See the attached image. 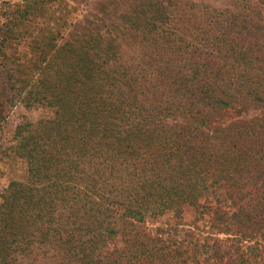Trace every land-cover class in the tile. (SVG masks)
I'll use <instances>...</instances> for the list:
<instances>
[{
  "label": "trees",
  "instance_id": "1",
  "mask_svg": "<svg viewBox=\"0 0 264 264\" xmlns=\"http://www.w3.org/2000/svg\"><path fill=\"white\" fill-rule=\"evenodd\" d=\"M120 7V36L87 31L72 72L51 64L27 97L55 118L17 145L28 170L1 195L0 264H264V116L225 120L264 108V0ZM187 208L209 218L204 243L143 226Z\"/></svg>",
  "mask_w": 264,
  "mask_h": 264
},
{
  "label": "rangeland",
  "instance_id": "2",
  "mask_svg": "<svg viewBox=\"0 0 264 264\" xmlns=\"http://www.w3.org/2000/svg\"><path fill=\"white\" fill-rule=\"evenodd\" d=\"M173 3L189 2L197 11L234 12L235 4L257 3L258 0H172ZM122 0H0V204L1 195L11 183L25 182L28 164L16 152L22 136L30 137L43 121L55 118L56 109L27 104V97L37 82L56 73L50 69L55 63L58 70L72 72L70 45L95 26H106L120 36L127 24L119 17H109V11L123 15L128 9L120 7ZM130 16L144 11L133 5ZM236 14L238 11L236 10ZM241 14V13H240ZM66 47L65 51L61 49ZM71 69V70H70ZM67 92L69 88L66 87ZM264 116V108L248 111L239 106L228 112L226 122L251 120ZM20 128V129H19ZM29 135V136H28ZM23 143V142H22ZM214 207L215 203L212 204ZM204 219V220H203ZM208 217L199 218L194 208H187L182 220L173 213L156 220H148L143 226L146 232L164 239L204 243L208 237ZM212 238L229 236L212 234ZM117 247L121 241L115 242ZM113 248V245H112Z\"/></svg>",
  "mask_w": 264,
  "mask_h": 264
}]
</instances>
